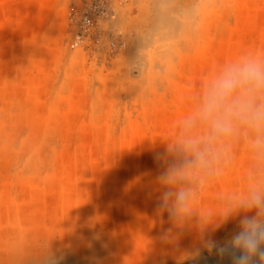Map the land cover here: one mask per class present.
I'll use <instances>...</instances> for the list:
<instances>
[{"label": "rangeland", "instance_id": "374dc122", "mask_svg": "<svg viewBox=\"0 0 264 264\" xmlns=\"http://www.w3.org/2000/svg\"><path fill=\"white\" fill-rule=\"evenodd\" d=\"M252 53L264 0H0V264H232L203 243L264 192V144L214 141L174 216L158 178L208 140L186 118L209 78Z\"/></svg>", "mask_w": 264, "mask_h": 264}, {"label": "clouds", "instance_id": "9594fccd", "mask_svg": "<svg viewBox=\"0 0 264 264\" xmlns=\"http://www.w3.org/2000/svg\"><path fill=\"white\" fill-rule=\"evenodd\" d=\"M186 124L189 128L207 126L209 136L202 147L188 140L194 159L181 167L170 164L158 178L164 188L159 207L173 216L189 207L191 191L181 183L184 167L205 166L214 141L246 128L255 134V144H264V55L245 54L222 64L207 81ZM237 217L238 230L222 243L205 240L204 248L222 258L230 257L232 264H264V192L252 190L241 197L213 227L220 228Z\"/></svg>", "mask_w": 264, "mask_h": 264}, {"label": "bare ground", "instance_id": "6f19581e", "mask_svg": "<svg viewBox=\"0 0 264 264\" xmlns=\"http://www.w3.org/2000/svg\"><path fill=\"white\" fill-rule=\"evenodd\" d=\"M226 258H227V257L225 256V257L222 258V260H224V259H226ZM229 259H231V258H229Z\"/></svg>", "mask_w": 264, "mask_h": 264}]
</instances>
